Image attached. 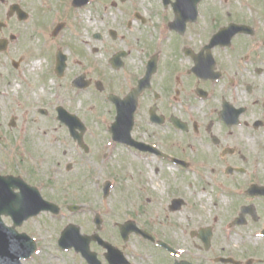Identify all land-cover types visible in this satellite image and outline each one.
Here are the masks:
<instances>
[{
    "label": "flooded vegetation",
    "instance_id": "flooded-vegetation-1",
    "mask_svg": "<svg viewBox=\"0 0 264 264\" xmlns=\"http://www.w3.org/2000/svg\"><path fill=\"white\" fill-rule=\"evenodd\" d=\"M261 1L264 3L250 0L252 5L242 1L238 6L229 0H80L78 5L72 0V9L96 3H105L104 11L113 9L112 20L98 21L108 28L109 37L94 32L88 41L56 43L41 52L47 61L45 66L41 59H27L33 61L41 78L36 79L34 91L29 88L30 91L18 94L16 102L26 107L42 105L36 107V112L49 118L50 126L60 123L65 128L62 136L85 154L91 152V140L97 143L103 139L112 142L113 148H125L137 160L131 166L139 171L144 167L141 161L164 162L161 164L168 167L163 172L164 179L170 167L179 177L195 172L189 159L195 160L198 174L205 168L206 174L218 173L212 184L215 192L221 195L225 192L223 184L230 185L226 193L235 203L222 214L229 217L228 221L224 219L225 227L252 224V230H256L264 226V180L246 165V138H252L256 151L264 152V33L257 25L260 18H247L246 14L251 6L260 13L256 5ZM52 3L53 0H0V40H6L0 63L11 65L14 72L21 69L23 57L13 59L6 55L18 39L13 32L18 24L34 23L35 34L50 33L54 40L63 36L68 18L48 29L52 16H57L48 17V8L59 12ZM43 8L46 16L40 18ZM16 80V84L24 83L23 79ZM52 81L56 89L50 97L35 91ZM99 109L103 112L97 115ZM73 121L83 128L71 127ZM7 125L22 130L15 117ZM50 136L53 140V133ZM28 138L30 151L24 149ZM78 138L82 143H78ZM32 139L29 132L24 136L19 131L15 142L19 152L14 160L26 175L0 173L18 178L11 192L19 215L15 221L8 215L1 216L4 225L14 226V231L25 235L28 243L33 241V252L23 262L264 264L260 256L245 259L236 252H215L209 225L188 230L187 245L195 250L179 247L182 241L172 233V217L180 214L187 201L170 195L157 198L152 191L146 195L151 192L156 197H136L129 188L127 194L132 193L135 198L114 202L109 195L115 185L122 187L118 184L121 177L114 174L108 196H103V182L101 197L54 196L52 181L33 179L47 166V152L52 144L48 145L49 140L44 138L37 156ZM187 151L190 157L185 160ZM107 156L104 151L93 159L103 163ZM149 166L155 174L159 173L157 164ZM65 168L69 171L71 164ZM135 181L139 184L140 180ZM200 182L205 184L201 179ZM128 184L132 186L131 182ZM33 211L36 213L20 219L22 212ZM167 216L171 218L166 219ZM68 227L74 237L68 234L60 244L62 231ZM204 228L210 234L208 240L201 235ZM256 234L264 238V230Z\"/></svg>",
    "mask_w": 264,
    "mask_h": 264
},
{
    "label": "rangeland",
    "instance_id": "rangeland-1",
    "mask_svg": "<svg viewBox=\"0 0 264 264\" xmlns=\"http://www.w3.org/2000/svg\"><path fill=\"white\" fill-rule=\"evenodd\" d=\"M43 1V0H42ZM51 3L52 0H46ZM52 5H56L57 9H52V7L47 10V16L51 17L52 23L49 25L48 29H52L57 23V21H64L66 26L62 32L63 36L57 39H52L50 33H40L35 34L33 30L34 23L27 22L25 24H18L15 31L18 35V39L12 44L6 55H9L13 59L23 57L24 61L22 63L21 69L14 72L11 65L7 63H0V88H2V94L0 95V173H19L21 175H26L21 168H18L15 163V154L19 152V146L15 145L18 140V132L23 133L24 136L29 132V137L33 138V145L37 149L35 155H40V146H43L45 139L49 140L52 144V149L49 148L47 152L46 167L41 168L37 172L36 178L41 180H50L54 184V196H68V197H101V183L105 180H111L113 174L121 177L118 184L122 187H117L115 185L113 189V194L109 196L113 198V201L125 203L127 199H133L134 194H127V190L132 188L135 196L138 197L139 194H143L144 197H156L164 198L170 195V198L183 197L187 202L180 211V214L174 216V231L172 232L178 239H180L181 248H189L190 250H195L194 247H190L187 244L188 230L193 226H211L212 232L214 234L213 249L215 252L242 254L246 259L248 256H260L264 260V238L258 236L256 231L260 234L264 230V226H258L256 230L253 229L252 224H247V226H241L237 228H226L224 221H228L229 217H223L226 211L234 206V200L227 196L226 190L230 185L223 184V194H214L216 191L212 184L217 180L218 173H207L209 175V184L211 189H207L206 195H199V191L203 182H200L198 170V164L195 160L189 159L190 153H184L186 155L185 160H190L195 165V172L189 171L187 175L179 177L178 172L173 171V167H170V171L167 173V179H164V171L168 167L162 165L164 162L158 161H141L143 162L142 169L139 171L137 168L131 166L132 162L136 160L131 155H128L125 148L115 147L113 148L112 142L103 141L96 143L95 139L91 140V152L85 154L81 149H78L73 142L65 136H62L65 132V128L60 123H54L50 126L52 121L49 118H43L36 112V107L42 106L40 104H34L33 107H26L25 104L16 102L17 95H21L34 89L36 86V79L41 78V74L38 76V72L34 70V63L32 60L30 62L27 59L38 58L41 63L45 66L47 64L46 58L41 54L45 49H50L56 43H61V41L73 42H84L91 40V34L94 32H100L103 36H108V28L102 27L98 24V21L109 22L113 18V9L103 10L105 3H96L94 6H86L79 9H72V0H53ZM105 1V0H104ZM251 4L250 0H229V2L239 6L240 3ZM36 3V1H34ZM264 3L259 2L260 13L251 6L250 11L246 14L248 18L250 15L255 16L254 18H260L261 23L257 25L262 28L264 33ZM263 9V10H262ZM40 18L46 16V9L41 10ZM105 12V13H104ZM59 13V14H58ZM96 22V23H95ZM74 34L73 36L69 34ZM110 40V39H108ZM85 47H87L85 45ZM42 52V53H41ZM2 56V55H1ZM4 57V55H3ZM43 57V58H41ZM104 56H102V61ZM3 62V61H2ZM33 68V69H32ZM103 71L108 72L107 69L102 67ZM37 75V76H35ZM24 80L22 84H15V80ZM17 81V80H16ZM33 82V83H32ZM35 82V83H34ZM42 87V90L35 91L43 96L50 97L54 93L56 87L53 81L47 82V84ZM30 88V89H29ZM34 91V90H33ZM32 96L35 98L36 95L33 93ZM87 103L89 98L87 93L84 95ZM108 109V107H107ZM106 109V110H107ZM98 114L103 112V110H98ZM11 117H15L20 124V129H11L8 127L7 123ZM92 126V125H91ZM94 127V124L93 126ZM30 128V130H29ZM46 132V133H43ZM53 133V140L50 134ZM46 136H43L45 135ZM45 138V139H44ZM52 141V143H51ZM252 138H246L247 143V159L246 165L252 166L249 171L253 174V171L259 172L260 177L264 180V152L256 151L257 146L253 145ZM30 138L26 140L24 149L30 151L29 147ZM103 144V145H102ZM39 149V150H38ZM106 151L108 153L107 158L103 163L100 161L95 162L94 157L98 156L102 152ZM31 152L28 153L30 155ZM194 154V153H193ZM137 161V160H136ZM71 164L69 171L66 170V164ZM160 163V164H159ZM150 164H157L159 166V173L155 174L153 167ZM48 169V171L46 170ZM208 169L205 168V172ZM45 171V172H44ZM46 171L48 174H46ZM172 172V175H170ZM142 178H141V177ZM140 180L139 184L135 180ZM131 182L132 186L128 184ZM220 184V183H218ZM232 188V187H231ZM148 191L156 192L146 193ZM172 192V193H171ZM171 193V194H170ZM159 201V200H158ZM136 202V201H134ZM133 202V203H134ZM127 206H123V211H127ZM215 215V216H214ZM264 216V215H262ZM215 217V219H213ZM171 216H167L166 219H170ZM119 219H122L119 218ZM225 219V220H224ZM261 223H264V217L261 219ZM224 239V240H223ZM227 239V240H225ZM191 241H197L196 239H191ZM215 243V244H214ZM171 247L178 246L176 244H171ZM186 252V251H185ZM48 256V254H47ZM45 260L46 255L43 254ZM53 262V261H52ZM23 264H30L28 261H24Z\"/></svg>",
    "mask_w": 264,
    "mask_h": 264
},
{
    "label": "water",
    "instance_id": "water-1",
    "mask_svg": "<svg viewBox=\"0 0 264 264\" xmlns=\"http://www.w3.org/2000/svg\"><path fill=\"white\" fill-rule=\"evenodd\" d=\"M75 3L78 5L80 4V0H75ZM5 47V42L0 41V51L3 50ZM67 117V116H66ZM69 118V117H68ZM79 126L81 128L82 125H79L76 121H73L71 124V127ZM79 143H81V139L78 138ZM126 141V140H124ZM18 178H14L12 176H0V216L2 213L6 215H10L13 220H16V217L19 215L18 210H16V197L11 192V188L16 187L15 181H17ZM109 182H106L103 185L104 190V196L107 195L108 189H109ZM177 202V200H176ZM34 213V212H30ZM26 212H22L20 216V219H23L25 217H28L30 215ZM72 227V226H71ZM71 227L66 228L60 237L59 242H63L64 239L69 236H73V231L71 230ZM207 230L201 231V235L203 236V239H209L210 234ZM34 246L32 242L28 243L27 239L25 238V235H18L13 228L11 227H5V225L2 223L0 219V264H21L20 259L21 258H27L30 256V254L33 252ZM227 261H231L232 259H223ZM175 264H187V263H175Z\"/></svg>",
    "mask_w": 264,
    "mask_h": 264
},
{
    "label": "bare ground",
    "instance_id": "bare-ground-1",
    "mask_svg": "<svg viewBox=\"0 0 264 264\" xmlns=\"http://www.w3.org/2000/svg\"><path fill=\"white\" fill-rule=\"evenodd\" d=\"M174 171V170H173ZM170 175H172V172H170ZM200 179L205 181V184L201 186L199 195H206L207 194V189H211V186L209 184V176L204 172L200 171L199 172ZM214 194L218 197L219 192H214Z\"/></svg>",
    "mask_w": 264,
    "mask_h": 264
}]
</instances>
